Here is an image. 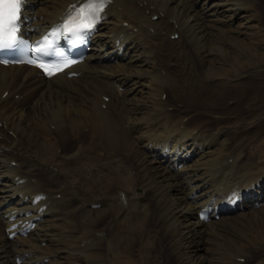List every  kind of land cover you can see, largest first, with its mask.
I'll return each mask as SVG.
<instances>
[{"label": "bare ground", "instance_id": "obj_1", "mask_svg": "<svg viewBox=\"0 0 264 264\" xmlns=\"http://www.w3.org/2000/svg\"><path fill=\"white\" fill-rule=\"evenodd\" d=\"M83 1L25 0V28ZM263 8L109 0L83 62L0 65V264H157L159 237L177 264H264Z\"/></svg>", "mask_w": 264, "mask_h": 264}, {"label": "snow or ice", "instance_id": "obj_2", "mask_svg": "<svg viewBox=\"0 0 264 264\" xmlns=\"http://www.w3.org/2000/svg\"><path fill=\"white\" fill-rule=\"evenodd\" d=\"M109 2V0H87V3L83 5L82 7H88L89 5L93 4H101L105 5ZM17 5L16 9V15L10 17L9 19V24L12 26L14 32L19 33L20 31V15L19 13L21 12L22 6L24 4V0H0V49L3 48H16L24 44V41L20 38L19 35H16L14 40L9 43H5L3 39V32H4V5ZM75 8V5L72 6ZM103 11V8H100L96 10L90 18V22L86 25H84V29L81 30L80 32H74L73 35L76 36V38L80 39L82 38L81 32L84 30H90L92 27L95 26L96 23L99 22L101 15L100 13ZM68 18H71V12L68 14ZM46 55V53H45ZM3 62V61H0ZM31 62V61H30ZM68 63H75L74 60L68 61Z\"/></svg>", "mask_w": 264, "mask_h": 264}, {"label": "rangeland", "instance_id": "obj_3", "mask_svg": "<svg viewBox=\"0 0 264 264\" xmlns=\"http://www.w3.org/2000/svg\"><path fill=\"white\" fill-rule=\"evenodd\" d=\"M263 13H261V15H263L264 16V8H263ZM155 17H154V20L156 19V15H154ZM264 23V19H263V22H262V24ZM262 26H264V24L262 25ZM153 31V30H152ZM197 64V65H196ZM201 65H199L198 64V62H195V64L194 65H192V68H194L195 67V69H196V67H197V69H200L201 67H200ZM186 76L187 75H185L184 77H179V80H180V82L182 81V79H184V78H186ZM81 89H84V87L83 88H81ZM166 96L167 95H164L163 97H164V100L166 99ZM105 101H108V99L106 98L105 99ZM105 108V107H104ZM173 109H170V111H172ZM264 134V133H263ZM233 136V135H232ZM229 137H231V136H229ZM232 143H234L235 142V140L232 138ZM233 145V144H232ZM34 150H36V149H34ZM58 152L60 153L61 152V150L59 149L58 150ZM251 156V154H249V153H246L245 154V156L247 157H250ZM247 157V158H248ZM60 177H61V175H60ZM58 182H61L60 180L58 181ZM41 184H43V185H41ZM40 186L42 187V186H44V182H40ZM56 186V189L54 188ZM55 186H53L52 188H51V191H48L47 192V190L45 191V190H43V192H45V193H47L48 195H50V197H53L54 198V196H58L59 198H60V200H61V198H62V200H64L65 199V197H63L64 195H62L60 192H58L57 193V191L59 190H57V187L58 188H60L59 186H57V185H55ZM57 190V191H56ZM138 191V190H137ZM51 192V193H50ZM54 192L56 193V194H54ZM53 195V196H52ZM61 195V196H60ZM53 198H52V200H53ZM51 199V198H50ZM55 211V208H53V210H52V212H54ZM57 214H59V212H57ZM217 220V219H216ZM225 227V228H224ZM227 227V228H226ZM219 229V231H217V235H220V237H222V238H224V239H227L228 237H231L232 239H235V240H240L241 242H242V240H243V238H238V237H236L237 235L239 236V235H243V234H240L239 232H238V230L237 229H230L228 226H227V224H225L223 227H219L218 228ZM226 229V230H225ZM227 230H229V232L227 231ZM237 234H235V233ZM226 234V235H225ZM225 235V236H224ZM160 239V240H159ZM162 239V240H161ZM156 250H158V252L156 253L159 257L157 258V260L159 261V262H157L156 260H155V263H157V264H177V261L174 259V256H173V254H172V252H171V250L169 249V247H168V243H167V240L165 239V238H161V237H159V238H156ZM158 242H159V244H158ZM163 242V243H162ZM45 243H43V245H44ZM208 245L210 246L211 244L210 243H208ZM259 247L260 248H263L264 247V244L263 243H261L260 245H259ZM208 252V251H207ZM222 252V251H221ZM161 253V254H160ZM255 255H256V259H254L251 263H248V262H246V261H244V259H242L241 260V263H243V264H254V261L256 262L257 260H259V259H261V257L262 256H260V254L259 253H255ZM259 258V259H258Z\"/></svg>", "mask_w": 264, "mask_h": 264}]
</instances>
